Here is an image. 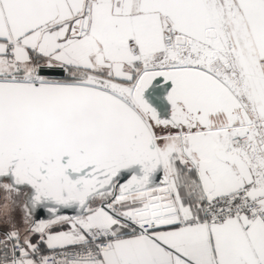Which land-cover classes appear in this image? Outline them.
<instances>
[{"label":"snow or ice","instance_id":"6c2138e0","mask_svg":"<svg viewBox=\"0 0 264 264\" xmlns=\"http://www.w3.org/2000/svg\"><path fill=\"white\" fill-rule=\"evenodd\" d=\"M0 264H264V0H0Z\"/></svg>","mask_w":264,"mask_h":264}]
</instances>
